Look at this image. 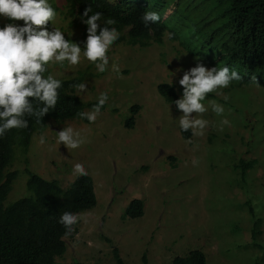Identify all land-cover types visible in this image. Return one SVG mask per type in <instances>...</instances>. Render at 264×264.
Masks as SVG:
<instances>
[{"label": "rangeland", "instance_id": "obj_1", "mask_svg": "<svg viewBox=\"0 0 264 264\" xmlns=\"http://www.w3.org/2000/svg\"><path fill=\"white\" fill-rule=\"evenodd\" d=\"M48 3L56 17L47 29L59 28L81 47L78 65L53 61L48 74L58 79L87 71V88L77 94L85 102L98 100L102 93L108 99L95 122L50 121L34 134L28 152L15 148L8 170L19 174L4 205L29 195L26 167L67 187L79 175L74 165L82 164L94 180L98 202L82 213L78 234L65 238L67 251L58 262L115 264L113 249L118 248L126 264H173L176 255L198 248L210 264H253L261 251L250 246L253 223L246 203L251 202L262 219L259 241L264 246V87L230 83L209 93L202 101L206 112L197 116L207 126L189 142L181 134L182 112L157 86L174 84L183 97L179 80L184 71L198 61L210 69L206 62L169 35L161 44L142 48L126 44L119 34L108 50L107 70L101 73L83 55L88 34L83 21L71 14L66 0ZM8 23L23 25L0 16V25ZM213 101L223 106L222 114L212 111ZM134 104L141 109L134 127L127 128ZM225 119L229 123L222 126ZM65 127L80 133L79 147L69 149L57 142ZM170 155L176 157V167ZM241 159L256 161L245 177L233 168ZM134 198L144 200L145 214L123 218Z\"/></svg>", "mask_w": 264, "mask_h": 264}, {"label": "trees", "instance_id": "obj_2", "mask_svg": "<svg viewBox=\"0 0 264 264\" xmlns=\"http://www.w3.org/2000/svg\"><path fill=\"white\" fill-rule=\"evenodd\" d=\"M71 14L83 21L84 10L91 6L92 12L102 13L98 21L104 27L105 20L113 19L121 39L126 44L148 47L163 43L165 36L180 42L192 55L213 67H228L236 71L241 79L231 81L237 86L260 85L264 87V0H66ZM154 11L161 17L158 23L145 26L141 16ZM88 28V26L84 23ZM5 25H0V28ZM48 68V65H47ZM48 72L45 73V76ZM90 73L79 71L71 78H58L62 87L54 109L43 118L25 117L27 128H13L0 136V264H95L75 260L58 262L57 257L67 251L65 238H74L79 232L81 220L74 231L65 235L66 229L59 218L64 212L82 214L94 208L98 199L94 180L90 175H78L67 187L57 179H46L26 167L27 189L24 196L8 206L4 205L12 189L18 171H9L14 160L15 148L28 152L35 133L44 131L50 121L78 120V113L93 109L98 100L85 102L78 94V84L83 83ZM159 94L176 108L175 101L181 99L174 84L162 82L157 86ZM35 104V99L30 98ZM105 105L100 109L104 110ZM141 106L130 107L125 121L127 128L134 127ZM181 134L192 141V131ZM176 167V157L168 156ZM256 164L255 160L241 159L233 166L243 177ZM252 216L251 247L261 251L253 264L264 263V246L259 238L262 234V219L256 215L251 202L246 203ZM145 214V202L132 199L125 209L123 218H140ZM115 264H126L118 248L113 249ZM146 260V256L144 255ZM173 264H210L206 253L198 248L184 255H176Z\"/></svg>", "mask_w": 264, "mask_h": 264}, {"label": "clouds", "instance_id": "obj_3", "mask_svg": "<svg viewBox=\"0 0 264 264\" xmlns=\"http://www.w3.org/2000/svg\"><path fill=\"white\" fill-rule=\"evenodd\" d=\"M92 12L91 6L84 10L83 20L87 28V39L83 51L84 57L92 62L97 71L103 73L109 65L108 50L118 39L119 33L113 19L105 20L104 27H100L98 21L102 20V13ZM0 16L11 21H23V25L8 23L0 28V136L13 128L23 129L29 126L25 117L43 118L54 109L58 102V89L62 82L54 78L48 72L47 65L50 62L63 64L67 61L70 65H78L81 58V47L65 38L59 28L49 31L47 25L56 17L55 9L48 0H0ZM161 17L154 11H146L141 16L143 24L158 23ZM114 71L119 72L116 64L112 65ZM236 71H230L228 67L211 69L197 62V66L189 71H184L179 84L183 87V97L175 101L177 109L182 112L179 117L180 128L193 135H202L207 126V121L197 118L206 112L202 101L209 93L219 88H227L231 81L240 80ZM78 91H85L84 83L75 86ZM35 99V104L30 100ZM108 96L102 93L98 103L89 112H80L81 118L95 122L100 109L107 102ZM227 99V97H225ZM212 111L222 114V105L212 102ZM195 113V117L193 116ZM228 120L221 121V125L228 124ZM221 126V131L223 127ZM41 143L44 142L41 136ZM57 142L63 143L69 149L79 147L83 140L80 133L72 127H65L58 132ZM197 161H193L195 165ZM74 173L87 175L82 164L74 165ZM82 214L64 212L59 223L65 229V235H70L81 219Z\"/></svg>", "mask_w": 264, "mask_h": 264}]
</instances>
